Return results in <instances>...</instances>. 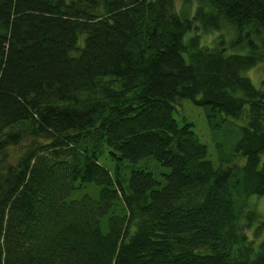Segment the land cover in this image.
<instances>
[{
    "label": "trees",
    "instance_id": "1",
    "mask_svg": "<svg viewBox=\"0 0 264 264\" xmlns=\"http://www.w3.org/2000/svg\"><path fill=\"white\" fill-rule=\"evenodd\" d=\"M194 1L0 0V264H264V0ZM186 97L233 129L216 163Z\"/></svg>",
    "mask_w": 264,
    "mask_h": 264
},
{
    "label": "rangeland",
    "instance_id": "2",
    "mask_svg": "<svg viewBox=\"0 0 264 264\" xmlns=\"http://www.w3.org/2000/svg\"><path fill=\"white\" fill-rule=\"evenodd\" d=\"M195 1L191 0L189 7L183 5V0H175V7L178 10H183L185 14H191V11L194 9ZM193 32L199 34L200 42L207 45H214L217 42L219 36L221 39L226 42L231 37H233L234 33L232 28L225 24L223 25L221 30L210 29L205 30L202 27H193L190 31H188L187 35L192 34ZM244 74H246L251 81L258 87L264 89V61L252 66L249 69L244 70ZM174 117L177 119L179 123L182 120L186 119L187 121L192 122V127L194 131L198 134L201 141H203L208 148V155L214 161L217 162L218 152L221 153H229L231 151V143L234 141L235 136L233 129L227 130L224 127L218 128L217 130H212L206 120V115L202 106L195 104L190 98H181L180 101L175 104V108L173 111ZM221 145V148L219 147ZM17 148H12V150H17ZM220 149V151H219ZM148 166L145 164V160L143 159L137 162V165L145 166L146 168L152 170L155 175L161 176V172L166 171L167 166L162 165L157 160L150 158ZM238 162H243L244 158H237ZM264 161V151L261 153L260 163ZM102 162L104 165L109 168L111 171L114 169V161L105 155L102 158ZM248 205L255 208L260 214L264 213V193L263 194H251L248 197ZM244 213L241 216V220H245ZM254 222L250 228L246 229V233L249 238L254 240L255 245L257 246L259 241L264 237V231L260 234H254L253 228L255 226Z\"/></svg>",
    "mask_w": 264,
    "mask_h": 264
}]
</instances>
